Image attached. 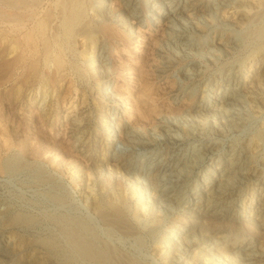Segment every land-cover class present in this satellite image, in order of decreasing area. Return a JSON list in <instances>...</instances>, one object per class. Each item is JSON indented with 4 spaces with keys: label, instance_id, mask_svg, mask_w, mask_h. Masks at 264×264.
<instances>
[{
    "label": "rangeland",
    "instance_id": "obj_1",
    "mask_svg": "<svg viewBox=\"0 0 264 264\" xmlns=\"http://www.w3.org/2000/svg\"><path fill=\"white\" fill-rule=\"evenodd\" d=\"M175 1L0 0V264H264V0Z\"/></svg>",
    "mask_w": 264,
    "mask_h": 264
},
{
    "label": "bare ground",
    "instance_id": "obj_2",
    "mask_svg": "<svg viewBox=\"0 0 264 264\" xmlns=\"http://www.w3.org/2000/svg\"><path fill=\"white\" fill-rule=\"evenodd\" d=\"M14 1V0H13ZM189 1V0H188ZM187 1V2H188ZM171 3V2H170ZM189 3V2H188ZM173 5V4H172ZM185 5V4H184ZM180 6H181V3H180V1L179 0H177V1H175V3H174V5H173V7H172V9H170L171 11L170 12H172V13H174L175 11L177 12V10H179V8H180ZM165 7V6H164ZM190 7H191V5H190ZM193 7V6H192ZM191 7V8H192ZM194 8V7H193ZM187 8H185V10H186ZM189 10V9H188ZM191 10V9H190ZM193 10V9H192ZM75 11V10H74ZM183 11H184V9H183ZM179 12V11H178ZM187 12V11H186ZM191 12V11H190ZM168 13V12H167ZM175 14V13H174ZM174 14H172V15H174ZM70 15V14H69ZM75 16V15H74ZM174 16H176V14L174 15ZM73 19V18H72ZM75 19V18H74ZM22 23V22H21ZM45 27V25H43V28ZM71 32V31H70ZM31 37V36H30ZM33 42L36 44L37 43V41H30V40H28V41H24V43L23 44H21V42H20V44H17L16 46H13L14 48V51L13 52H17V50H18V45L20 46V48H21V46H25V48H24V54H25V57H23V56H19V59H17V62L20 64V62H22V63H24L25 61H26V59H28L27 57L28 56H26V54L29 52V51H32V52H34V48H33ZM44 42H46V41H44ZM182 42V41H181ZM5 43V42H4ZM34 44V45H35ZM44 44H46V45H44L45 46V54L48 56V54H49V51H50V49H51V45L49 46L47 43H44ZM189 44V43H188ZM38 46V45H37ZM53 46V45H52ZM186 46V45H185ZM35 47H36V45H35ZM44 48V47H43ZM38 48L36 47V50H37ZM52 50V49H51ZM22 51V52H23ZM2 52H3V50H2ZM5 52V51H4ZM21 52V53H22ZM52 53V52H51ZM1 55V54H0ZM21 55H23V54H21ZM32 55H34V53L32 54ZM36 56V55H35ZM50 56V55H49ZM48 56V57H49ZM23 57V58H22ZM33 58V57H32ZM60 59V58H59ZM57 60V66H61V64H62V61L61 60H58V58L56 59ZM36 61V63H38V61L37 60H35ZM27 62V61H26ZM13 63V62H12ZM34 64H35V62H33ZM15 64H17V63H15ZM34 64H31V65H33L32 67L34 68L35 66H36V64H35V66H34ZM7 65H9V64H7ZM23 65V64H22ZM13 66H14V63H13ZM13 66H11V67H13ZM16 66V65H15ZM6 67V66H5ZM31 67V68H32ZM14 68V67H13ZM60 69V68H59ZM6 70V69H5ZM13 70V69H12ZM17 70V69H16ZM32 70V69H31ZM5 72V71H4ZM35 72H36V70H35ZM12 73V72H11ZM4 74V73H3ZM7 74V73H6ZM26 81V80H25ZM5 82V81H4ZM225 91V94L222 96V99L224 100V101H222L223 102V105H221V107H220V109L218 110L219 112H218V114L222 117V118H224V119H231V120H237V117H236V114H235V110L237 109V106H243V100L241 99V97H240V95L241 94H239L236 90H234V92L233 93H229L228 91H229V89H225L224 90ZM110 92V91H109ZM110 96V95H109ZM221 99V100H222ZM221 102V101H220ZM208 108V107H207ZM242 108V107H241ZM217 111V110H216ZM238 111H239V109H238ZM237 112V111H236ZM238 114V113H237ZM123 141H124V143L125 144H127L128 146H131V147H135V144H137V142H140V141H138V139L135 137V136H133L132 134H130V133H127L126 135H124L123 136ZM169 144V143H168ZM171 144V143H170ZM170 144L168 145V146H170ZM167 147V146H166ZM141 149V148H140ZM172 151V150H171ZM152 156L150 155L149 156V158H151ZM147 158V157H146ZM171 158L172 157H168V160L165 162V163H167L166 165H165V163H162L163 161H161L160 160V162H158V163H156L155 165H153V163H152V165L154 166V170L155 171H157V172H163V173H167L168 171L165 169V167L166 166H169L170 164H171ZM146 160V159H145ZM147 160H149V159H147ZM152 160V159H151ZM164 160H165V158H164ZM180 160V159H179ZM157 162V161H156ZM130 163V162H129ZM179 163V162H178ZM182 164H183V162H182ZM232 164H233V162H232ZM183 166V165H182ZM179 167V166H178ZM186 167V166H185ZM181 168V167H180ZM182 168H184V166L182 167ZM239 169H240V167H238V166H232L231 168H228V172L226 173V177H224L223 179L224 180H222L223 181V183L224 184H229L228 182H230L232 179H234V177L235 176H233L232 174L233 173H238L239 172ZM242 169V168H241ZM227 169H225V171H226ZM177 171V164L176 165H174V166H172L171 168H170V174H175V172ZM153 172V171H152ZM242 172V171H241ZM244 172V171H243ZM225 174V173H224ZM240 175V174H239ZM242 175V174H241ZM172 176H175V175H172ZM180 176V175H179ZM178 176V177H179ZM236 176H237V174H236ZM183 177V176H182ZM163 178V177H162ZM168 178V177H167ZM221 178V177H220ZM238 178V177H237ZM176 179V178H175ZM173 177H171L170 178V182L168 183V185H167V187H166V189H165V192H164V195H167L168 197H169V195H172L175 191H176V189H177V187L179 186V185H181V184H178V182L181 180V178H179V179H176L175 180ZM222 179V178H221ZM165 180V179H164ZM163 181V180H162ZM168 181H169V179H168ZM222 183V184H223ZM176 192H178V191H176ZM220 192L222 193V191L220 190V188L218 189V191H217V195L218 194H220ZM174 194H176V193H174ZM164 195H163V197H164ZM180 195V194H179ZM217 195H214L213 196V194H210V199L211 200H213V201H215V199H218L217 197ZM174 196V195H173ZM178 197V196H177ZM176 196H175V198H177ZM211 197H214L215 199H212ZM170 198V197H169ZM209 198V197H208ZM166 199V198H165ZM171 199V198H170ZM174 200V199H173ZM175 200H177V199H175ZM179 200V199H178ZM177 202V201H176ZM217 205H219L218 203H215V204H213V205H210L211 207L206 211V215H209V216H211V218L213 217V216H217ZM263 205L264 204H262V207H263ZM99 207V206H98ZM101 208V207H100ZM262 209V208H261ZM264 209V208H263ZM219 213V212H218ZM221 213V212H220ZM208 217V216H207ZM115 222V221H114ZM112 225L114 224V223H111ZM114 226V225H113ZM119 226H117V228H118ZM124 227H126V226H124ZM122 228V227H121ZM179 232H181L182 230H178ZM78 235V234H77ZM81 242V241H80ZM80 244V243H79ZM82 249V248H81ZM83 252H85L88 256H93L94 255V253L91 251V250H89L88 248H86V247H83ZM112 254V253H111ZM95 256V255H94ZM96 257V256H95ZM113 257V256H112ZM114 258V257H113ZM116 258L118 259V257H117V255H116ZM121 258V257H120ZM115 259V258H114ZM119 260V259H118ZM124 260V259H123ZM122 260V261H123ZM122 261H120V262H122ZM125 261V260H124ZM128 261V260H127ZM119 262V263H120ZM118 263V262H117ZM116 263V264H117ZM118 263V264H119ZM127 263V262H126ZM134 264V263H133Z\"/></svg>",
    "mask_w": 264,
    "mask_h": 264
}]
</instances>
